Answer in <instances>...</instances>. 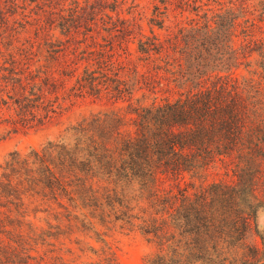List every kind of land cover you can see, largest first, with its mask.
I'll use <instances>...</instances> for the list:
<instances>
[{
    "label": "trees",
    "instance_id": "trees-1",
    "mask_svg": "<svg viewBox=\"0 0 264 264\" xmlns=\"http://www.w3.org/2000/svg\"><path fill=\"white\" fill-rule=\"evenodd\" d=\"M263 22L264 0H0V107L48 116L81 61L76 96L128 101L0 163V264L14 236L118 224L157 248L146 264H264ZM204 173L229 180L182 187ZM98 239L94 264H120Z\"/></svg>",
    "mask_w": 264,
    "mask_h": 264
},
{
    "label": "rangeland",
    "instance_id": "rangeland-1",
    "mask_svg": "<svg viewBox=\"0 0 264 264\" xmlns=\"http://www.w3.org/2000/svg\"><path fill=\"white\" fill-rule=\"evenodd\" d=\"M253 1L259 4L261 0ZM150 12L151 8L148 10V13ZM149 17L150 14L147 18ZM147 18L141 23L144 31L150 33V24ZM262 26L264 27V22ZM154 29L157 33H163V30L157 27ZM34 64L35 66L46 65L49 67L53 64V61L41 59ZM78 65L77 69L67 68L66 75H62V82H59L57 88L51 92L53 94L47 96L46 102L53 104L54 107V110L48 116L45 110L42 109L36 117L31 116L28 121H23L10 107H0V163L11 152H27L31 148H40L49 140H56L67 126L84 116L105 111H126L127 100H113L108 97L99 98L97 94L89 93L85 97L76 96L72 88L76 83V77L83 72L85 66H90L87 61H81ZM134 102L136 103V100ZM203 175L207 176L194 178L187 174L182 187H188L190 191H193L194 186L201 185L204 180H229V178L220 174L204 173ZM173 184H175L174 181ZM257 226L260 234L264 236L263 208L258 211ZM99 237L107 240L120 264H146V256L157 250L141 231L129 230L127 226L121 227L120 224L114 230L105 232L103 236ZM99 237L92 234L80 235L78 239L81 242L76 243L75 235L71 239L66 238L59 241L56 236L26 233L23 238L25 241L23 250H18L16 249L17 238L14 236L9 241L6 263L17 264L14 253L18 251L23 258L21 264H94L99 260V256L91 251L90 247L100 250L104 246V243L98 239ZM256 242L262 244L260 236L257 237ZM81 248L84 251H81Z\"/></svg>",
    "mask_w": 264,
    "mask_h": 264
}]
</instances>
